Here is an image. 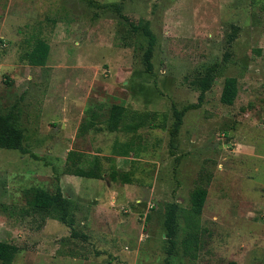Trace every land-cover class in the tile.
<instances>
[{"label":"rangeland","instance_id":"rangeland-1","mask_svg":"<svg viewBox=\"0 0 264 264\" xmlns=\"http://www.w3.org/2000/svg\"><path fill=\"white\" fill-rule=\"evenodd\" d=\"M143 24L157 37L152 72ZM38 38L50 45L44 66L26 59ZM211 71L200 101L194 82ZM228 77L232 105L221 101ZM113 104L163 114L166 128H141L139 153L116 156L129 136L106 129ZM0 110L25 130L22 150L0 148L12 264H264V0H0ZM204 172L213 177L196 217ZM37 188L72 201L76 236L33 209ZM172 203L181 235L170 254Z\"/></svg>","mask_w":264,"mask_h":264},{"label":"trees","instance_id":"trees-1","mask_svg":"<svg viewBox=\"0 0 264 264\" xmlns=\"http://www.w3.org/2000/svg\"><path fill=\"white\" fill-rule=\"evenodd\" d=\"M149 38V46L145 51L144 58L147 70L152 72V57L154 47L157 43V37L148 24L135 26ZM50 54V45L43 38H38L30 51L26 53V59L33 66H44L47 63ZM214 74L209 72L206 76L199 77L194 84L201 89L200 101L203 100L205 93L209 91L214 83ZM238 80L236 77H228L225 80L221 101L224 104L232 105L238 95ZM95 115V114H94ZM160 118V119H159ZM94 121L89 120L81 126V131L86 132L94 126ZM167 119L163 114L154 111H139L129 109L122 104H113L109 108L108 117L105 121V127L110 132H122L129 136L125 141L115 140L112 146V154L116 156L128 157L131 153L138 154L140 150L136 139L140 136L138 131L144 127L166 128ZM178 127L174 129L176 133ZM25 141V130L20 125L19 116L15 111L3 114L0 110V148L22 150ZM119 172L113 167L111 178L116 180ZM212 173L204 172L199 175L197 186L191 193V214L199 217L204 209L209 193V185L212 181ZM122 179L125 183L132 182V176L124 173ZM33 209L44 216H52L61 220L72 229V235L76 236L75 228V210L73 203L68 199L60 188L55 193H50L42 188L35 189L34 199L32 201ZM179 207L177 203H172L166 213L165 227L166 235L171 247L170 254L178 246L180 240L179 226ZM196 235L189 232L184 236L180 243L187 248L196 241ZM19 247L8 241L0 240V263L12 264Z\"/></svg>","mask_w":264,"mask_h":264}]
</instances>
